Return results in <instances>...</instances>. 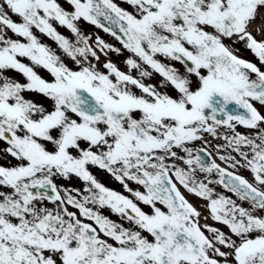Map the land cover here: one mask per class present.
Masks as SVG:
<instances>
[{"label":"snow or ice","instance_id":"6c2138e0","mask_svg":"<svg viewBox=\"0 0 264 264\" xmlns=\"http://www.w3.org/2000/svg\"><path fill=\"white\" fill-rule=\"evenodd\" d=\"M64 2L71 11L59 0H0V159L16 161L0 164V264H264V114L255 106L264 107V70L232 47L243 44L264 65L256 38L264 0H121L132 12L116 0ZM125 51L127 72L110 58ZM153 73L175 97L144 83ZM25 92L49 99L51 110ZM232 101L247 114L228 113ZM72 176L83 188L55 182ZM181 187L206 202L205 221L229 231L202 225Z\"/></svg>","mask_w":264,"mask_h":264},{"label":"flooded vegetation","instance_id":"af4514ba","mask_svg":"<svg viewBox=\"0 0 264 264\" xmlns=\"http://www.w3.org/2000/svg\"><path fill=\"white\" fill-rule=\"evenodd\" d=\"M59 2L62 4L63 7H65L66 9H68L69 11H71V7L64 2V0H59ZM116 2L118 4H120L121 7L127 9L129 12H132L133 9L126 3H121V0H116ZM263 10L264 8H261L260 11L263 13ZM13 20H16V21H19V17L13 15L12 16ZM257 23H259V20H257ZM58 27V31H60L62 34H64L65 36H69L70 37V32L67 31L65 28L63 27ZM80 27L82 28V30L85 32V33H93V38H95V34H99V36H101L106 42H109V43H112L114 45H116L117 47H120L119 43L114 39L112 38L110 35L108 34H105L102 30L88 24V23H85L84 21H81L80 22ZM34 33L38 36V38L41 40L42 43H45L47 45H49L51 48H53L58 54H61L62 55V58L64 59V62L70 67V68H73L75 69V65L74 63L69 59L67 58L66 56H63V54L60 52L59 48L57 47L56 43L54 41H52L50 38L46 37L45 35L43 34H40L36 29H33ZM208 31H212L211 28L208 29ZM7 35L9 37H12L14 39H18V37H15L10 31L7 33ZM253 35H256V32L253 31ZM256 38L258 40L260 39H264V36H260V35H257ZM226 45H231V41L230 40H227L225 39L223 41ZM233 48L235 49H238V51L235 52V54L240 57V58H243L247 61H250V62H254V63H257L258 66L261 67L262 70H264V65H260L259 62H258V58L255 57V55L253 53H251L249 50H247L243 44H237V45H232ZM130 54L125 51L123 53V55L121 56H117V55H114V54H111L110 55V58L115 62L117 63L118 67L127 72L128 69L126 68V66L124 65L123 61L126 57H128ZM157 59H161L164 63L166 64H169V65H174L180 73H184L185 69L184 67L180 64V63H177V62H174V61H171V60H164L163 57H160V56H157ZM104 60V57L101 56V62H103ZM25 63H29V61H27L26 59L23 61ZM38 74H40L43 78L47 79V80H51L52 77L42 68H36L35 69ZM150 70V69H149ZM4 75L14 79V80H17L21 83H24L25 82V78L19 74L18 72L16 71H12V70H8L4 73ZM132 75L136 76L137 73L135 71L132 72ZM192 80H193V88L196 87V77L195 76H192L191 77ZM161 79L162 77L158 74H155L153 73L152 77L150 79H145L144 80V83L145 84H152V85H156L157 88L161 91V92H167L168 94L172 95L173 97L176 96V92L173 90V88L171 86H168V87H165V88H159V85H160V82H161ZM133 91L136 92V94H140L139 90L136 89V88H133ZM24 95L31 99L32 101L36 102L37 104H41L43 105L46 109L48 110H51V107H52V104H51V101L49 99H47L46 97H44L43 95L41 94H38V93H35V92H25ZM217 99H222L219 95H214L213 96V100H217ZM261 112L262 114H264V107H261L258 103L255 105ZM226 111L228 113H240V114H247V111L246 109H243L242 107H239L237 105V103L235 101H232V102H229L226 106ZM212 113V110L209 108V109H205V115H209ZM218 114H221V113H218ZM239 132L241 133H245L247 132L248 130H246L245 128L243 127H239L237 129ZM206 139H211L210 137H207L206 136ZM222 141H217V140H212L211 143L212 144H217V143H221ZM201 142H196V145L194 146H200ZM7 145L3 144V143H0V149H3L5 148ZM49 147H51V145H49ZM213 155L215 156V152H213ZM9 162L11 164H16V161L14 159H12L10 156L9 157H6L4 159H0V164H3L5 166H7L9 164ZM218 163H221L219 160H217ZM90 171L93 172L94 175H96L97 179L104 183L107 187L111 188V189H114V190H117L119 192H122L123 194L125 195H128V193L124 192V189L122 188L121 184L116 182L106 171H102V170H99L98 168L96 167H90ZM241 174L246 176L248 179H249V172L247 171H243L241 170ZM58 185H64L66 187H73V188H83V184L79 181V179H77L75 176H72L69 180H63V179H60V178H57L56 181H55ZM131 187L133 188H136L137 186L135 184H131L130 185ZM217 191H223L222 189H220L219 187L217 188ZM228 195H231V194H228ZM239 203V201H238ZM245 207H247L248 205L245 204L244 205ZM141 207L145 210V211H150L149 208L141 205ZM70 211H76L75 209L73 208H70L69 209ZM103 211V214L104 215H107L109 216L112 220L114 221H118L119 218L114 215V214H111V213H105V209L102 210ZM79 214V213H78ZM125 227H131V225H128V224H125ZM109 242H112V241H109Z\"/></svg>","mask_w":264,"mask_h":264},{"label":"rangeland","instance_id":"374dc122","mask_svg":"<svg viewBox=\"0 0 264 264\" xmlns=\"http://www.w3.org/2000/svg\"><path fill=\"white\" fill-rule=\"evenodd\" d=\"M195 84H196V82H195ZM204 205H206L205 203H204ZM206 208V207H205ZM105 213H111L110 212V210H108V209H105ZM112 214V213H111ZM208 215V211H207V209H205V211L204 212H202V220L204 221L203 222V224L204 223H208L209 225H213L214 224V222L211 220V219H208L207 221H205L204 219H203V216H207ZM214 226L215 227H217L218 229H228L226 226H224L223 224H221V223H215L214 224ZM224 232L225 233H227V231L226 230H224ZM207 234V233H206Z\"/></svg>","mask_w":264,"mask_h":264},{"label":"bare ground","instance_id":"6f19581e","mask_svg":"<svg viewBox=\"0 0 264 264\" xmlns=\"http://www.w3.org/2000/svg\"><path fill=\"white\" fill-rule=\"evenodd\" d=\"M263 13H264V10H263ZM199 210L201 211V213L203 212L202 211V208H199ZM223 231L226 230L227 232L229 231V229H222Z\"/></svg>","mask_w":264,"mask_h":264}]
</instances>
